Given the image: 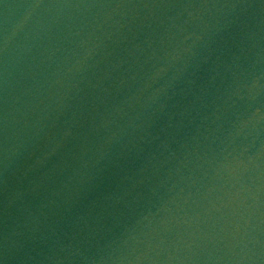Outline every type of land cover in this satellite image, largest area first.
Here are the masks:
<instances>
[{
	"label": "water",
	"instance_id": "water-1",
	"mask_svg": "<svg viewBox=\"0 0 264 264\" xmlns=\"http://www.w3.org/2000/svg\"><path fill=\"white\" fill-rule=\"evenodd\" d=\"M43 0H0V45Z\"/></svg>",
	"mask_w": 264,
	"mask_h": 264
}]
</instances>
